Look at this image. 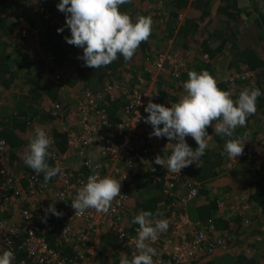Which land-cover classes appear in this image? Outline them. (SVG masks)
Masks as SVG:
<instances>
[{
    "label": "trees",
    "instance_id": "obj_1",
    "mask_svg": "<svg viewBox=\"0 0 264 264\" xmlns=\"http://www.w3.org/2000/svg\"><path fill=\"white\" fill-rule=\"evenodd\" d=\"M247 1H249L248 5L258 13L259 20L257 22L261 25L260 20L262 19L264 21V0ZM59 2L60 0H0V96L5 95L6 91L13 94L10 91V88L12 87L17 91L25 90V88L28 89L27 95L23 96L22 106L16 105L15 111L11 110V105L1 102L3 98L0 99V141L5 142L7 145L11 164L14 162V157L16 161L20 160L21 162V155H18V152L22 146L28 151V145L34 137L37 129L40 128L45 131L49 138L54 137L49 130L53 129V127L47 126V122L61 121L62 124L71 123V109L67 105L68 102H64L65 97H62L60 102L53 104L52 106L43 105V99L47 96L42 88L43 82L48 80L50 83H53V80L55 81L54 78L60 75L61 83L59 84L67 85L68 87H64H66L69 94H73V96L78 93L82 95L83 89L89 90L94 95L103 94L102 99L98 101V110H100L105 117L104 122H106V126L103 124L101 125V127H103L102 134L107 136L110 132L115 137L116 142H119L116 128L127 117L126 109L129 103V96L124 95L119 91H115L113 94L108 93L106 95L103 88L109 83L111 85L113 84L127 88L128 90L130 89L131 91L141 87L148 89L149 86L153 84L152 80L154 78V75L149 73L150 70H155V68H153V62L155 60L153 56L157 57L159 54H166L165 49H159L160 47L157 45L158 43L155 44L153 40L148 39L140 44L131 61H125L123 56L118 54V58L106 67H101L96 70L94 68L85 67L83 60L78 59V57L83 55V49L66 43L65 37L70 38L71 33L70 29L66 27L65 14L57 9V4ZM176 2L186 5L189 0H131L130 3L121 5L119 10L121 12H126L132 18V21L135 22L136 18L139 16H149L151 19H154L157 14H162L168 9L171 12L167 17L170 21L171 18L178 16L177 11L175 10L177 9L176 5L179 6V4ZM220 4H222V6H220ZM212 5L215 6L216 9H212ZM239 5L240 0H194L192 6H194L196 11L200 13L197 15L199 17L196 16L198 20L194 19L190 22L192 27L194 24L199 25L201 23L204 30L207 27L212 30H209V33L206 32V35L209 34V37L207 40L202 41L205 50L204 52L210 60L207 64L205 63V66L206 69H210L212 72L211 76L214 79L215 71L211 66V61L214 59L218 60L219 57L220 59L216 66H219L221 61L225 62L228 58L231 61V64L229 66L224 64L223 67L230 70L233 68L241 70L238 75L253 74V79L250 78L245 82L237 83L235 86H238V88L233 87L229 83H220L216 81L218 88L230 92L231 98L234 101L238 98L241 91L246 88H252L253 86L259 87L262 93H264V57L258 52L256 42L250 43L242 52L238 50L239 48L232 46L237 40L238 32L236 27L238 26V23L248 20L251 17V11L249 8L242 9ZM57 12H60L62 16L58 17L59 15ZM222 16L227 19L222 21ZM207 19L208 21H206ZM210 19L219 22L218 28L213 29ZM19 20H26L30 23L31 28L28 29L26 35L21 34L22 29L17 30L20 25ZM196 26L197 25H195V27ZM59 28H64V31L58 34L57 29ZM263 28L264 24L263 27L260 28V32ZM35 30H39V34H37ZM188 30L189 28H184V32H188ZM181 32L182 31L179 29L175 39V48L177 49L180 60L185 62L186 58L183 53L179 52V49L182 47L181 43L184 39H187V35L185 34L182 37ZM38 35L40 36L39 39L41 38L40 44L38 40H36V38L38 39ZM172 35L173 34H171V36ZM149 38H153V34H151ZM258 41L261 42L264 41V39L258 37ZM33 44L39 45L38 50L35 51ZM159 44L161 45V43ZM214 44H218L215 46L217 49L212 48V45ZM225 56H227V58ZM49 57H52L53 60H49ZM186 65L188 66V63H186ZM56 72L58 75H56ZM164 73H162V75ZM168 73L169 82L167 80L163 81L161 84H157L156 87L153 86L154 101L158 100L161 102L163 99L170 100L173 94H181V92H175L169 88L175 83L176 86L173 87L174 89L183 90V87H181L179 83L186 73L180 74L178 78L173 76L172 72ZM166 86H168V88H166ZM72 88H77V92ZM1 89H4L5 92L1 91ZM61 90H63L64 93L65 89L61 88ZM15 95L16 93L10 96ZM36 101H41V111L37 108ZM261 105H264V95L258 98L257 109H259ZM8 111L17 112V115L15 116L16 113L13 117L7 115V113H9ZM38 112L40 113L36 114ZM29 115L33 118L29 117ZM5 118L14 119V124L10 121H5ZM18 122L20 123L17 124ZM161 127L163 126L161 125ZM17 130H21L24 134L27 131L30 136L28 135L26 137V135H20L18 137L16 134ZM77 131H80V128L76 126H69L67 130H64L63 135L67 137L68 148L70 149L69 142L70 135H72L71 132ZM55 135L56 137L61 136L60 134ZM237 137H245L246 139L247 136H240L237 134L236 138ZM49 152L51 155L47 159V162L51 167L54 166L53 157L66 156L63 153L58 152L54 143L50 146ZM91 153L92 155H90L88 151H85L86 156H82L79 155V151L71 149V153L67 155L69 167H72L73 157L79 159L81 163L89 160H96L97 163L100 161H103V163L105 162L104 160H106V158L104 156L100 154L97 155L94 150H91ZM73 154L75 156H73ZM224 155L226 154L222 152L218 153L207 150L202 157L203 162L200 164V167L195 166L191 168L192 170H189L190 175L195 177V180L201 184L200 194L203 193L206 195L207 191L205 188L207 183L222 176L218 171H220ZM22 162L24 163V160ZM23 163L21 164L23 165ZM23 167L25 170L20 174L16 173L14 168L13 170L15 177L20 182L22 189L28 198L27 200L31 202L35 197L30 194L32 187L28 180H35L33 177L36 173L29 167L25 166V164ZM253 168L255 169L254 173L258 178V183L255 185V190L252 189L249 192L246 200L247 203L245 201L242 202L243 207L247 205L244 210H240V212L238 210L234 211L230 209L233 206H228L227 209H225L224 216L221 215L220 218L217 207L212 202L190 210L188 207H183V210L181 209L184 213L189 212L192 221L200 222L209 226L213 235L216 229L215 222L220 220L221 223L218 225V228L222 231L218 230L221 232L220 235H216V237L213 238L215 240L225 241L230 253L232 250L231 242L229 241L230 237L236 238L232 241L236 246H239L243 241V239L240 238L242 235L241 233L244 234L242 230L248 228L249 233L246 232L247 240H251L248 244L249 248L247 247L249 252L245 251L236 255L234 259H231L233 264L264 263V165L258 167L256 161H251V163L244 167V170H241L240 168L238 171H235L234 174L238 176L242 173L244 177L249 171L251 173V169ZM137 170H140L141 172V174L138 175V177H140L137 179L135 175L136 178L133 180V173ZM76 171L77 172H74L75 177L83 179L92 175L93 168L80 167L79 169H76ZM106 174L108 175V170H106ZM164 174L165 171L162 170L157 175L158 177H163ZM129 175L130 177L125 183V191L128 194L132 193L131 190L133 193H136L135 197H139L142 202L140 207L142 211H151L154 215L160 213L158 203L164 199L166 202L167 213L170 214L169 212L172 210L168 208L169 199L164 194V183L158 182L155 185L153 184L154 176L150 172V167H146L145 164L138 162V160H133L132 169L130 170ZM37 177L39 181L35 185L36 188L41 189V186H48L49 189H54L53 194H55L54 197L51 193L50 198H43L42 195V201L40 200L38 203H46L44 207L52 205L54 201L61 204L60 200L56 198L57 192L55 191V186H51L52 179L47 185H45L43 174H39ZM145 180H148V183L154 188H151L152 191L148 194H145V189L142 187L143 184H141V182H144ZM175 189L177 191L181 190L180 187H176ZM240 193H243V190L240 191ZM132 197L134 198L133 195ZM234 197H236L235 193ZM198 198L199 196L197 199ZM23 205L28 206V203H24ZM40 209H42L40 210L41 213L44 214L45 210L42 207H40ZM45 215L52 223L48 230L47 240L51 246H54L60 236L63 223L61 219L58 220V218L51 213L46 212ZM157 218H159V216H156V219ZM254 237L255 239L253 240ZM261 245H263L262 248H260ZM250 249L252 251H250ZM227 264L229 263L227 262Z\"/></svg>",
    "mask_w": 264,
    "mask_h": 264
},
{
    "label": "built area",
    "instance_id": "obj_2",
    "mask_svg": "<svg viewBox=\"0 0 264 264\" xmlns=\"http://www.w3.org/2000/svg\"><path fill=\"white\" fill-rule=\"evenodd\" d=\"M19 22L21 34L26 35L28 31L24 24L26 22L24 20ZM49 60L53 58L49 57ZM153 68L154 72H158L157 75L167 71L172 72L177 78L188 70L185 62H182L177 54L172 53L159 54L153 62ZM153 71L150 70L149 73ZM60 78V75L54 78L58 84L61 83ZM250 78L253 79V74L226 77L222 81L238 88L235 86L237 83ZM103 91L106 95L119 91L129 96L127 117L116 128L119 142H116L110 132L107 136L102 134L101 125L106 126V122L98 110V101L102 99L103 94L94 95L85 90L72 111V115H79L82 120L78 121L80 118L75 117L77 119L71 122L75 124L69 125L79 127L80 131L71 132L69 144L72 150L79 151V155L86 156L85 151L92 155L91 150H94L97 155L106 158L104 163L89 160L82 162L80 167L93 168L92 175L98 174L100 178L107 176L121 182V193L112 201L107 213L89 209L83 215L75 216L76 210L73 209L71 202L78 190L87 182V178L75 177L74 172L77 171L74 167H69L67 156L53 157V167H59L60 172L52 178L51 186H55L56 198L61 204L54 201L52 205L44 207L46 203H38L42 195L43 198L51 197L54 189H49L48 186L36 188L35 185L39 181L37 174L33 177L35 180H28L32 187L30 194L35 199L31 202L27 200L20 182L15 177L7 145L0 141V248L3 252L6 250L14 252L15 259L12 264H101V239L105 233L114 234L128 249L131 258L134 254H139L135 243L132 242L139 226L133 224L132 220L140 212L134 214L129 209L131 196L125 191V183L130 177L133 160L150 167L154 185L158 182L164 183V194L169 199L168 208L172 210L169 212L172 232L168 236L162 232L156 241L151 242L157 253L153 258L154 262L204 264V258L213 257L218 253L228 254L230 251L226 242L211 237L209 226L192 221L189 214L182 211L183 207H188L200 195L201 184L187 181L189 177L184 169L181 173H172L167 167L154 163L157 156L162 158L165 141L163 137L149 138L153 129L145 123L148 113L144 109L150 101L166 107H171L173 102L166 99L161 102L154 101L152 85L148 89L141 87L131 91L108 83ZM251 161L261 163L264 161L263 153L258 151L252 157L251 154L243 152L240 163L246 166ZM162 170L165 171L164 176L158 177L157 174ZM176 187H180L181 190L177 191ZM53 196L55 197V194ZM24 203H28V206H24ZM232 206L231 210L239 212L247 207V205L243 207L242 203ZM40 207L45 212L49 207H55L61 213L59 219L62 220L63 227L54 246L47 240L52 223L43 217ZM223 207L221 204L220 208Z\"/></svg>",
    "mask_w": 264,
    "mask_h": 264
},
{
    "label": "clouds",
    "instance_id": "obj_3",
    "mask_svg": "<svg viewBox=\"0 0 264 264\" xmlns=\"http://www.w3.org/2000/svg\"><path fill=\"white\" fill-rule=\"evenodd\" d=\"M130 2L131 0H60L57 4L58 11L65 14L66 27L71 33L70 38L65 37L66 43L83 49V55L78 59L83 60L85 67L95 70L106 67L118 58V54L125 61H131L140 44L149 39L152 26L155 29L154 19L139 16L133 22L126 12L119 10L121 5ZM156 18L161 23L165 22L163 13L157 14ZM179 18L180 15L178 20ZM63 31L64 28L57 29L58 34ZM217 81L225 83L222 80ZM183 87L186 95L179 103L166 107L150 101L144 109L148 113L145 123L153 129L149 138L166 137L175 141L171 154L166 159L157 156L154 163L167 167L172 173H181L193 163L200 167L201 158L206 153L208 139L211 137L206 131L208 126L214 127L215 134L230 138L225 143L224 152L229 159L236 160L244 151L246 139L231 137L238 127L247 126V118L256 113L257 100L264 93L259 87L253 86L241 91L234 101L230 92L218 88L216 80L207 71L197 73L194 70L188 72V80ZM74 91L77 92V89ZM73 97L77 98L78 103L83 95L78 93ZM75 107L71 109V122L75 117L80 118L79 115H72ZM69 125L70 123L64 130ZM247 135L249 133L245 134ZM189 136L198 145L195 150L186 141ZM52 143L45 131L37 129L24 156L25 166L37 175L43 174L45 185L60 172L59 167H51L47 162ZM120 193L121 182L118 180L107 176L100 178L98 174L88 176L87 182L71 202L76 210L75 216L83 215L89 209L107 213L112 201ZM47 212L57 217L61 215L55 207H49ZM159 215L160 213L154 215L151 211H141L134 217L132 223L139 227L132 242L139 254H134L131 260L122 256L120 264H162L154 262L153 258L157 253L151 246V242L156 241L159 234L169 227L166 219H156ZM14 259L15 255L11 250L0 254V264H12Z\"/></svg>",
    "mask_w": 264,
    "mask_h": 264
},
{
    "label": "crops",
    "instance_id": "obj_4",
    "mask_svg": "<svg viewBox=\"0 0 264 264\" xmlns=\"http://www.w3.org/2000/svg\"><path fill=\"white\" fill-rule=\"evenodd\" d=\"M193 1L194 0H189V2L186 5H183V4H180L179 2H176L177 4H179V6L175 4L177 6V9L175 11H177L178 16L171 18L170 21L168 20L167 17L171 12L168 9H166L165 12H163V17L165 19V22L161 23V21L159 19L154 18L155 29L151 32V34H153V38H149V39L153 40V42H155V44L158 43L157 45H159V47H160L159 49H161V48L165 49V52L168 54H170L172 52H177V49L175 48L176 47V45H175L176 40L175 39H176V36H177L178 31L180 29L182 31L181 32L182 37L185 34L187 35V39L186 40L184 39V41L181 43L182 47L180 44L181 48L179 49V52L183 53V55L186 58L185 62L188 63V67H189L188 72L190 70H194L197 73L207 71L211 75L212 72L210 71V69H206V66H205V63L207 64V62H210V60H209L207 54L204 52L205 50L203 47V41L202 40H207V38L209 37V34L206 35V32L209 33V30L210 31H212V30L209 29V27H207L204 30V27L202 26L201 23L199 25L194 24L193 27H192V24H190V22L193 21L194 19L198 20L197 17H199V16H197V15H199V13H200V12L196 11L194 6H192ZM248 3H249V1H247V0L246 1L240 0L239 7L242 9L243 8L244 9L249 8V10L251 11V14H250L251 17L248 20H244V21H241L238 23V26L236 27L237 32H238V36H237L238 41L236 40L235 44H233L232 46L239 48L238 50H240L242 52L243 49L245 47H248V45L250 43L256 42V44L258 46V49H257L258 52L264 57V41H261V42L258 41V37H261L262 39H264V28L260 32V28L263 27L264 21L261 19L260 20L261 25L258 24L259 23V22H257L259 20L258 13L254 9H252L250 7V5H248ZM220 6H222V4H220ZM210 8H211V5H210ZM217 8H219V7H217ZM212 9H216L215 6L212 5ZM181 13L183 14V20L181 22H179L178 17H179V15H181ZM57 14H58V12H57ZM58 17H61V16H58ZM222 18H223V19H221L222 21L227 19L224 16H222ZM206 21H208V19ZM210 21H211V26L213 27V29L218 28L219 22H217L215 20H211V19H210ZM26 23L29 25V27H27V28L30 29L31 26H30L29 22L26 21ZM195 25H197V26L195 27ZM185 27L189 28L188 32L187 31L184 32ZM35 31H37V30H35ZM171 34H173V35L171 36ZM40 40H41V38H40ZM40 43H41V41H40ZM159 43H161V45ZM206 45H207V42H206ZM217 45L218 44L212 45V48L217 49V48H215V46H217ZM20 47H22V46H20ZM225 57L227 58V56H225ZM219 59H220V57H219ZM219 59L218 60L214 59L211 61V66H212V68H214V71H215L214 77H215L216 81L217 80L221 81L222 79H225L226 77H229V76L237 77V74L241 70H239L237 68H233L230 70V69H227L226 67H223L224 64H226V66H229L231 64L230 63L231 61L228 58H227V60H225V62L220 60L221 62L219 63V66H216V64L219 62ZM168 78H169V73L167 71L163 75L161 74L159 76H154V78L152 80V83H153L152 86L156 87L157 84H161L163 81H167ZM187 80H188V73H186V75H184V77L180 81L179 85H181V87H183L184 82ZM168 82H169V80H168ZM164 83H166V82H164ZM174 85L176 86L175 83H173L172 86L169 85L171 87L169 89L175 91L176 89L173 88ZM42 86H43L42 88H43L44 92H46V95H47L43 99V102H42L43 105L52 106L53 104H57L58 102H60L62 97L63 98L65 97L64 102H68L67 105L70 109H73L76 106V103L78 100H77V98L73 97V94H69V91H67V88L64 87L67 85L58 84L54 80H53V83H50V81L47 80L46 82H43ZM12 88H10V91L13 94L16 93L15 96H10L13 94L9 93V91L5 92L4 89H1V91L5 92V95H1L0 99L3 98L1 100V102L11 105V108H12L11 110L15 111L16 105L22 106L23 96L27 95L28 89L25 88V90L17 91V90H14V88L13 89ZM40 88H41V85H40ZM61 88L65 89L64 93H63V90H61ZM166 88H168V86H166ZM72 89H77V88H72ZM179 92H181L180 95L173 94V96L171 97V99L174 101L173 102L170 99L173 102V104L179 103L180 100L183 98V96L186 95V91H185L184 87H183V90H179ZM176 98H177V101H176ZM166 100H169V99H166ZM11 101H14V102H11ZM36 103H37V108L41 111V101L40 102L36 101ZM39 113L40 112H38L36 114H39ZM14 114L16 116L17 112L7 113V115H11L12 117ZM29 117H32V116L29 115ZM13 120L14 119H12V118H5V121H10L12 124H14ZM19 123L20 122H18L17 124H19ZM214 123L215 122H213V125H214ZM46 125L53 127V129L48 128L51 131V134H53L52 136H54L50 139L55 144L58 152L63 153L66 156L68 154H70L71 149L68 148V139L65 135H63L64 127L67 124H62L61 121H49V122H47ZM206 131L211 136L208 139V148L206 149V151L209 150L211 152H218V153L222 152V153L226 154L224 152V146H225V143L227 142V140L230 138L221 137L220 135L215 134L213 126H208L206 128ZM246 133H249V135H247V137H246V142H245V147H244L243 152H247V153L251 154L252 157H254L255 153L260 151L263 153V156H264V105H261V107H259V109H257V111L254 115H251L247 118V126L245 128L238 127L235 130L234 135H233V137H231V139H235L237 134L241 136V135H245ZM16 134L18 137L20 135H24V136L26 135V137H27L29 135V132L26 131V133L24 134L23 132H21V130H19V131L17 130ZM55 134H60L61 136L56 137ZM163 138L165 141V146H164V150L162 151V158L166 159L167 156L171 154L172 147H173L175 141H170L165 137H163ZM186 141L189 144V146L192 147L194 150L198 147V145L191 138V136L186 137ZM68 149H69V151H68ZM26 152H27L26 148L24 146H22L18 152V155H21V157H20L21 162H20V160L16 161L15 157H14V162H12V166H13L15 172L18 174L22 173L23 170H25L23 167L24 163L22 161L24 160V156H25ZM73 156H75V155L73 154ZM223 159L224 160H223L222 165L220 166V171L217 170L218 172H220V174L222 176L217 177L215 180L207 183L206 188H205L207 191V194L206 195L203 193L200 194L199 198L196 199L193 203H191L188 206L189 210L192 208H197L201 205L208 204L209 202H212L217 207V211L219 212L218 215L221 218V215L224 216L225 209H227L228 206L237 205V204H240L244 201L246 202L249 192L252 189L255 190L254 188L256 187L255 185H257V183H258V178L255 176V173H254L255 169L254 168L251 169L252 170L251 173L249 171L247 173V175L245 174L244 177H243L242 173H241L242 176L241 175L237 176L234 174V172L238 171L240 168H241V170H244V164L240 163L241 155L238 156L235 160V159H229L227 154H226V155H224ZM202 162H203V158H201V164H202ZM21 163H23V165ZM256 165H258V167L262 166V165H264V161H262L261 163L256 162ZM80 166H81V161L79 159L73 157L72 158V167H74V169H79ZM195 166H197V164L193 163L192 165L184 168V172L189 177V180H187V181H195V182L199 183L197 180H195L196 178L191 176L189 173V170H192L191 168L195 167ZM139 174H141L140 170L134 171L133 180L136 177H137V179H139V177H140V176L138 177ZM135 175H136V177H135ZM147 183H148V180L141 182V184H143L142 187H144V189H145V194H148L150 191H152L151 188H153L149 183H148L149 185ZM242 190H243V193H240V191H242ZM131 192H132V193H130L131 195L129 194L131 196V201L129 202L128 206H129V209L134 212V214H138L139 212L142 211V209L140 208L142 202L139 199V197H135L136 193H133L132 190H131ZM234 193H235L236 197H234ZM132 195L134 196V198L132 197ZM47 197H48V195H47ZM48 198H50V197H48ZM221 204L224 206L223 209L220 208ZM158 207L160 210L159 211L160 215H159V218H157V219H166L169 223L168 229L166 231H164V234L166 236H168L172 232V222H171L170 214L167 213L166 202L164 199L158 203ZM45 213H44V217L46 218ZM187 213L189 214V212H187ZM55 217H57V216H55ZM57 218L59 220V217H57ZM220 223H221L220 220H217L215 222V226H216L215 228L217 230L215 229V233H214L215 236L212 234V231H211V234H210L211 237H216V235H220L221 232H219V231H222L221 229L218 228V225ZM242 231L244 232V234L241 233L242 235L240 236V238L243 239L241 245L236 246V244L232 241V240H235L236 238L230 237L229 241L231 242V247H232L231 253L230 252L228 254L218 253L217 255H215L213 257L204 258L203 259L204 264H227V262L229 264H233L231 262V259H234L236 257V255L243 253L245 251L249 252V249H247V247L249 248L248 244L251 242V240H249V239L247 240V233L246 232L249 233L248 228L247 229L245 228ZM254 239H255V237L253 238V240ZM262 247H263V245L260 246V248H262ZM100 251H101V264H120L122 256L127 257L129 260H131L130 253H129L128 249L125 248L123 243L121 241H119L117 239V237L112 233H105L102 235ZM250 251H252V250L250 249ZM2 253H3V249L0 248V254H2Z\"/></svg>",
    "mask_w": 264,
    "mask_h": 264
},
{
    "label": "rangeland",
    "instance_id": "obj_5",
    "mask_svg": "<svg viewBox=\"0 0 264 264\" xmlns=\"http://www.w3.org/2000/svg\"><path fill=\"white\" fill-rule=\"evenodd\" d=\"M58 15H59V16H62V14H61L60 12H58ZM182 20H183V14L181 13L180 18H179V22H181ZM25 22H26V21H25ZM24 24H25L26 28L29 27V25H28L27 23H24ZM29 24H30V23H29ZM20 27H21V26L19 25L18 29H20ZM18 29H17V30H18ZM39 32H40L39 30L36 31L37 34H39ZM39 37H40V36L38 35V39L36 38V40H38V42H39V44H40V41H39L40 39H39ZM38 46H39V45H37V44H36V45L33 44V47L35 48V51L38 50ZM176 53H177V52H172V54H176ZM177 55H178V53H177ZM151 71H153V70H151ZM157 73H158V72H156V71L154 72V71H153L152 74H153L154 76H156ZM174 86H175V85H174ZM175 92H179V90H175ZM76 119H77V118H76ZM80 120H82V118H80L78 121H80ZM231 206H232V205H231Z\"/></svg>",
    "mask_w": 264,
    "mask_h": 264
}]
</instances>
